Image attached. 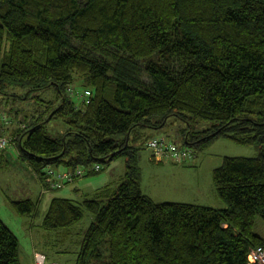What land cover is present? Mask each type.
Wrapping results in <instances>:
<instances>
[{
    "label": "trees",
    "instance_id": "obj_1",
    "mask_svg": "<svg viewBox=\"0 0 264 264\" xmlns=\"http://www.w3.org/2000/svg\"><path fill=\"white\" fill-rule=\"evenodd\" d=\"M78 82L84 92L72 89ZM0 85L55 89L61 99L52 119L67 124L63 138L50 137L44 121L13 141L43 181L49 167L88 177L126 159L117 188L82 204L55 198L43 218L40 228L55 232L93 215L76 264H251V251L264 248L254 232L264 220V0H0ZM171 119L187 126L186 148L226 138L258 149L214 170L227 209L143 193L133 143ZM10 204L20 217L38 214L32 200ZM0 264H21L19 239L1 218Z\"/></svg>",
    "mask_w": 264,
    "mask_h": 264
},
{
    "label": "rangeland",
    "instance_id": "obj_2",
    "mask_svg": "<svg viewBox=\"0 0 264 264\" xmlns=\"http://www.w3.org/2000/svg\"><path fill=\"white\" fill-rule=\"evenodd\" d=\"M81 83H74L72 89L84 92L85 90H82L83 87H81L84 83ZM74 100L77 101L78 97H74ZM60 104L61 99L55 89L29 93L28 88L19 85H6L4 87L0 85V138L5 139L8 144L4 151L0 152V155L4 153L10 164L0 174V218L18 237L23 258L27 259L32 249V240L28 234V230L32 231L30 227L32 225L36 236L34 238L40 246H44V252L40 251L48 257V260H56L58 264H76L81 246L79 242L85 233L83 228L85 227L87 230L93 223L92 214L86 213L80 225L71 231L45 232L39 227L42 220L41 213L34 219L23 218L17 215L8 202L30 198L31 194L26 196L24 189H35L39 185V180L43 190L51 192L48 185L45 184V179L43 181L39 176L38 179L27 163L19 158V151L15 148L13 141L19 130L22 132L27 127L44 121L49 122L46 130L50 137L54 139L63 138L68 130L67 124L60 117L52 119L54 111ZM169 123L171 125L168 124L167 128L163 129L164 134H159L162 130L146 131L147 136H142V139L133 143L134 147L139 150L143 193L156 203H184L214 209H227L226 203L216 193L213 182L214 170L222 166L225 157L256 158L259 156L258 149L238 145L226 138H219L205 150L199 152L194 147H185L179 128L182 126L187 128V126L173 119ZM197 127L206 129L210 125L201 123ZM152 135H166L179 150L186 148L191 157L186 159L183 165H176L172 160L154 163L152 161L153 152L145 146L146 138ZM124 160L122 158L117 161V164L122 165L123 169ZM63 169L61 168V170ZM68 171L70 170L67 169ZM116 176H119L118 170ZM65 187L67 188L65 189ZM68 187L70 184L65 185L63 189L70 192L73 186ZM61 190L52 195H59ZM65 196L70 197L68 193ZM47 198L48 196L46 200ZM41 212L45 214L47 210L42 209ZM38 232L45 235L46 241L44 238L42 241V236H38ZM254 232L264 239V220L260 217L256 219Z\"/></svg>",
    "mask_w": 264,
    "mask_h": 264
},
{
    "label": "crops",
    "instance_id": "obj_3",
    "mask_svg": "<svg viewBox=\"0 0 264 264\" xmlns=\"http://www.w3.org/2000/svg\"><path fill=\"white\" fill-rule=\"evenodd\" d=\"M182 127L179 128V130L182 129ZM158 130H162V131H160L161 133H159V134L163 133V129H158ZM146 131H152V130H149V129L148 130H143L142 133L147 135ZM156 136H158V135H152L150 137H156ZM120 159H122V158H119L117 160L112 161L110 164H108L107 168L103 169V171L101 173H99L97 175L88 176V177L79 179L76 182H74L73 184H70V187L73 186L71 188L70 192H66L65 189L67 187H65V189L61 190V192L59 191V195H52V194H57L58 191L57 192H53V191L45 192L43 190V186H42V183H41L40 180H39V183H38L39 185H37V187L35 189L34 188H32V190H30L28 188H27V190L24 189V191L26 192V196H29L28 194H31L30 195L31 197L30 198L27 197V199L32 200L33 202L38 204V214H37L36 217H38L39 214L41 213L42 220H41L40 224L42 223L43 218L47 214L52 200L55 199V198L67 199V200L73 201L76 204H82L84 201H86L88 199L97 198V196L101 192H103V191H105L107 189L114 190L115 188H117L120 185V183L122 181V178H124L125 173H126V161H125L126 159L124 158L125 159L124 160V164H123L124 165V169H123L122 165L117 164V161L118 160L120 161ZM8 162H9V160H8ZM117 170L119 172V176L118 177L116 176ZM37 178H38V176H37ZM70 187H68V188H70ZM66 193H68L70 195V197L69 196H65ZM47 196H48V198L46 200ZM24 200H26V199H24ZM8 202L10 204V201H8ZM10 206H11V204H10ZM42 209L45 210V211L47 210V212L45 214L43 212V214H42V212H41ZM85 216H86V213H85ZM36 217H34V218H36ZM34 218H31V219H34ZM30 227H31L32 231L28 230V234H29V236H30V238L32 240V249L30 251L31 255L28 254V256H27L28 258L27 259L23 258L22 255H21V245H20V262H21V264H34V256H35V254L37 252H41V251L44 252V246H40L37 243L36 239L34 238L36 236H35V231H33V226L31 225ZM39 227H41V225ZM85 230L86 229L84 227L83 231H85ZM32 232H33V234H32ZM38 233H39L38 236H42L41 237L42 241H43V238H44V241H46L45 240L46 239L45 235L42 234L41 232H38ZM43 252H41V253H43ZM51 261L52 262H56V260H51ZM56 263H58V262H56Z\"/></svg>",
    "mask_w": 264,
    "mask_h": 264
},
{
    "label": "built area",
    "instance_id": "obj_4",
    "mask_svg": "<svg viewBox=\"0 0 264 264\" xmlns=\"http://www.w3.org/2000/svg\"><path fill=\"white\" fill-rule=\"evenodd\" d=\"M73 94V91H71ZM85 96H90V92H85ZM7 141L0 138V150L7 147ZM147 148L153 152V156L158 161L172 160L174 162H184L190 158V152L185 148L179 150L178 147L172 143L167 137L161 135L152 137L148 143ZM101 166L97 165L92 170L95 172L101 171ZM45 184L48 185L50 191H58L64 188L65 185L72 184L79 179H82L87 174L88 170L84 168H77L74 171L59 170V168L49 167L46 169ZM251 264H264V248L257 247L251 251L249 255ZM34 264H58L49 261L44 253L37 252L35 254Z\"/></svg>",
    "mask_w": 264,
    "mask_h": 264
}]
</instances>
